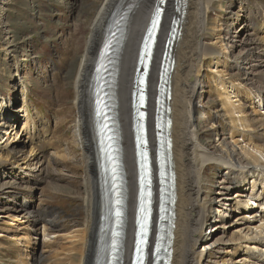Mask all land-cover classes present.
I'll use <instances>...</instances> for the list:
<instances>
[{"label": "bare ground", "instance_id": "6f19581e", "mask_svg": "<svg viewBox=\"0 0 264 264\" xmlns=\"http://www.w3.org/2000/svg\"><path fill=\"white\" fill-rule=\"evenodd\" d=\"M123 1L87 0L83 14L77 19L58 54V60H54L57 98L65 99L62 92L69 88L73 95L68 112L74 113V144L81 156L78 160L80 192L76 194L81 203V208H77L78 219L72 220L71 228L63 232L64 225H61L59 216L43 212L38 207L36 210L39 214L35 217L30 210L34 205L33 201L27 199V204L25 201L19 210L10 211L13 214L0 217L1 224H6L4 219L11 223V228L0 230V239L15 242V247L19 249L13 258L0 261V264H96V250L101 236L102 198L91 113V78L99 49L106 39V29ZM215 1L217 0H183L182 9L177 13L174 0H166L147 77V143L153 155L152 166L156 168V88L165 41L171 20L175 17L179 20V35L171 46L170 57L174 67L167 75L171 87L168 105L170 146L167 155L175 196L172 204L173 229L169 240L170 264H264V116L256 110L254 103L255 96L261 97L260 105L264 110V83L259 84L253 93L252 89H248L254 88L250 78L246 79V85L238 82L239 79H231V75L225 70L229 63L225 45L218 39H215L216 47L204 43L208 36V15ZM155 2L156 0H128L124 34L116 54L111 85L114 120L126 180L123 264H130L137 198L131 92L140 42ZM254 8L258 18L244 15L248 24L233 31L229 39L234 47L244 48L250 40L260 48L256 57L257 64L251 65V60L247 63L243 58L237 68L240 73L256 68L264 71V3L257 1ZM241 34L245 37L242 38ZM217 47L220 51L216 50ZM212 58L216 61L215 64L222 67L208 69L210 73L216 74L214 85L220 106L216 115L218 118L223 117L227 125L226 131L210 127L209 130H212L217 140L215 146H206L200 142L199 129L193 126L191 113H195L193 99L197 95L201 63L208 60L211 63ZM23 99L26 103V96ZM3 106L4 116L0 118V127L10 128L11 122H14L12 120L16 119L18 122L14 115L17 112L13 116L9 106ZM26 126L24 124L25 128ZM12 132L13 129L10 128L9 134ZM32 132L35 133V130ZM7 158L1 160L0 164H9L10 159L7 161ZM208 169L217 172L215 175L218 181L214 185V196L203 200V186L206 185L203 182L204 174ZM4 170L7 171V168L4 167ZM21 183L24 184L23 181ZM7 184L8 181H5L0 185L1 194L10 193L9 189L12 187ZM38 185L34 190H41ZM154 185L156 204L150 253L155 242L158 204L156 181ZM42 202L43 200H39L40 205ZM213 215L214 224L205 236L204 229L209 225L207 221ZM203 235L207 242L198 248ZM38 236H42L41 252L35 259L39 246V238L36 241ZM0 249L9 250L2 241Z\"/></svg>", "mask_w": 264, "mask_h": 264}, {"label": "rangeland", "instance_id": "374dc122", "mask_svg": "<svg viewBox=\"0 0 264 264\" xmlns=\"http://www.w3.org/2000/svg\"><path fill=\"white\" fill-rule=\"evenodd\" d=\"M257 1L264 3V0L215 1L208 15V36L204 40L205 44H213V47L217 46L215 39L225 45L228 53H231V56L228 54L226 72L231 75V79H239L238 82L242 85H246V79L250 78L254 88L248 89H252L253 93L259 84L264 83V71L256 68L248 70L246 74L240 73L237 68L243 58L245 62L251 60L250 64L256 65L260 48L250 40L244 48L234 47L229 39L233 31L248 24L246 15L258 18L254 8ZM86 2L87 0H0V118L4 116L3 105L9 106L11 115L17 112L14 115L18 118V122L16 119L11 122V134L9 127H0V162L6 157L7 161L10 159L9 164H0V183L8 181L7 186L12 187L9 189L10 193H0V217L13 214L10 211L19 210L29 199L33 201L34 205L30 210L35 217L39 214L36 210L38 207L43 212L59 216L61 225H64L63 232L71 228L72 220L78 219L77 208H81V203L76 194L80 192L78 160L81 156L74 144V113L68 112L73 95L69 88L62 92L65 99L57 98L54 60H58V54L77 19L83 14ZM241 37L244 38L245 35L241 34ZM216 50L220 51L218 47ZM211 60V63L209 60L201 63L199 86L193 99L195 113H191L193 126L199 129L200 142L206 146H215L217 140L209 128L218 127L219 131H226L227 125L223 117L218 118L216 115V111L220 110L214 85L216 74L208 70L222 67L215 64L213 58ZM25 96L26 103L23 99ZM261 102V97H254L256 110L264 116ZM24 124L27 125L26 128ZM33 129L35 133L32 132ZM216 173L213 169H208L204 174L203 182L206 185L203 186V200L214 196V185L218 181ZM5 178L6 180H2ZM36 185L41 190H34ZM39 200H43L41 205ZM213 219L214 215L207 221L209 225L204 229L205 236L214 224ZM4 220L6 224L0 223V230L6 231L11 228V223L8 219ZM205 236L203 235L198 248L207 242L204 240ZM38 238L35 259L41 252L42 236H38L36 241ZM0 241L9 249H0V261H7L15 253L18 254L15 242L6 241L5 238Z\"/></svg>", "mask_w": 264, "mask_h": 264}, {"label": "water", "instance_id": "95a60500", "mask_svg": "<svg viewBox=\"0 0 264 264\" xmlns=\"http://www.w3.org/2000/svg\"><path fill=\"white\" fill-rule=\"evenodd\" d=\"M159 2L161 3V4H163V2H164V0H159ZM163 5H156V7H162Z\"/></svg>", "mask_w": 264, "mask_h": 264}, {"label": "snow or ice", "instance_id": "6c2138e0", "mask_svg": "<svg viewBox=\"0 0 264 264\" xmlns=\"http://www.w3.org/2000/svg\"><path fill=\"white\" fill-rule=\"evenodd\" d=\"M144 243H145V241L143 239V234H142L141 244H144Z\"/></svg>", "mask_w": 264, "mask_h": 264}]
</instances>
